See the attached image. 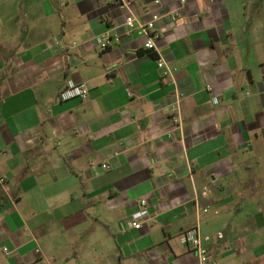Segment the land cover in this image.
Returning a JSON list of instances; mask_svg holds the SVG:
<instances>
[{
	"label": "crops",
	"instance_id": "1",
	"mask_svg": "<svg viewBox=\"0 0 264 264\" xmlns=\"http://www.w3.org/2000/svg\"><path fill=\"white\" fill-rule=\"evenodd\" d=\"M177 6L136 0L149 52L112 0H0V264H199L192 227L211 264H264V0Z\"/></svg>",
	"mask_w": 264,
	"mask_h": 264
},
{
	"label": "built area",
	"instance_id": "2",
	"mask_svg": "<svg viewBox=\"0 0 264 264\" xmlns=\"http://www.w3.org/2000/svg\"><path fill=\"white\" fill-rule=\"evenodd\" d=\"M119 9L125 11L123 16L122 26L124 33L132 36H137L143 39V47L149 51H156V41L161 36L164 28L159 27L158 23L163 18L158 10L152 9L149 11V17L144 19L139 17L132 10L136 0H112ZM187 0H179V6L168 12L175 20H182V8ZM121 34H102L94 38L95 44L100 50H108L114 42H119ZM158 68L162 69L163 75L172 74V70L168 68L166 61L159 57L157 59ZM211 89V87L209 88ZM89 95V88L84 83L76 82L74 79H67L65 86L59 94V99L62 101L71 100L75 98H86ZM131 96L132 93L129 92ZM214 102L218 103L217 96L214 97ZM175 109L174 111H176ZM104 167H108L107 164H103ZM6 179L0 176V183L5 184ZM211 192V186L207 185L201 191L203 197H208ZM150 200L147 196H142L137 203V209L131 213V215L125 220L124 226L127 229H142L144 225L152 218V214L149 210ZM209 208H204V211H208ZM181 241L184 244L190 246V248L197 255L199 264H211L210 248L206 239L200 234L198 227H192L183 232L181 235ZM2 250L5 253H10L7 247H3Z\"/></svg>",
	"mask_w": 264,
	"mask_h": 264
},
{
	"label": "rangeland",
	"instance_id": "3",
	"mask_svg": "<svg viewBox=\"0 0 264 264\" xmlns=\"http://www.w3.org/2000/svg\"><path fill=\"white\" fill-rule=\"evenodd\" d=\"M56 264H62V263H56Z\"/></svg>",
	"mask_w": 264,
	"mask_h": 264
}]
</instances>
